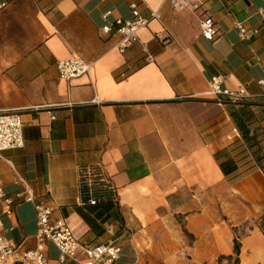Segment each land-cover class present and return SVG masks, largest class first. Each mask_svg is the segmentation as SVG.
Returning a JSON list of instances; mask_svg holds the SVG:
<instances>
[{"label": "crops", "instance_id": "1", "mask_svg": "<svg viewBox=\"0 0 264 264\" xmlns=\"http://www.w3.org/2000/svg\"><path fill=\"white\" fill-rule=\"evenodd\" d=\"M197 1L193 10L171 0H0V112L21 111L24 125L25 146L0 158V187L14 199L3 232L19 255L36 247L34 203L18 197L29 191L82 243L120 244L115 264H264V171L252 154L264 152V0ZM132 3L160 19L121 53L103 13L129 20ZM203 16L215 21L213 41ZM237 22L259 34L241 40ZM164 27L175 36L168 44L156 37ZM72 54L93 63L91 78L60 77L57 62ZM215 75L249 99L217 103L207 95ZM220 152L238 177L223 173ZM86 166L111 177L119 204H79ZM45 254L57 263L54 243Z\"/></svg>", "mask_w": 264, "mask_h": 264}, {"label": "built area", "instance_id": "2", "mask_svg": "<svg viewBox=\"0 0 264 264\" xmlns=\"http://www.w3.org/2000/svg\"><path fill=\"white\" fill-rule=\"evenodd\" d=\"M107 1V0H102ZM176 8L189 6L193 10L201 7L197 0H171ZM4 4H0V7ZM132 18H114L109 20L111 11L103 13L106 21L102 27L104 33L115 32L119 36L118 50L123 53L138 41V33L146 27L152 19H160L158 11H152L150 17L143 16L136 3L130 5ZM202 35L206 40L213 41L218 29L211 16H203L200 20ZM241 40L252 41L259 34L258 29H250L242 22H237ZM156 37L168 44L175 39L174 34L167 27L162 32H157ZM152 55H147L146 60L152 61ZM59 75L66 80L75 79L83 75L91 78L93 63L87 62L81 56L72 54L71 57L57 62ZM124 76V74H122ZM261 84L264 80L260 81ZM207 95L217 103H224V99L232 103L240 104L249 99L245 87L235 89L227 87L221 75L212 76L208 81ZM92 103H100L95 96ZM55 118V117H52ZM22 113L18 110L0 112V158L5 159L4 152L13 149H22L25 146L23 134ZM78 185L80 188L79 204L97 205L104 201L119 204L120 193L109 175L100 166H86L80 168ZM24 201L34 203L37 214L36 247L18 254L19 246L4 234L3 216L10 212L14 199L8 197L0 187V264H49L45 249L49 242L56 245L59 250L57 264H66L68 261L74 264H115L122 255V247L116 242L99 244H84L80 241L75 230L63 218L53 220L54 205L46 197L36 198L31 192L25 191L18 194Z\"/></svg>", "mask_w": 264, "mask_h": 264}, {"label": "trees", "instance_id": "3", "mask_svg": "<svg viewBox=\"0 0 264 264\" xmlns=\"http://www.w3.org/2000/svg\"><path fill=\"white\" fill-rule=\"evenodd\" d=\"M232 117L234 118L235 122L237 123V126L239 128V130L242 132L243 138L245 143L247 144L248 148H253V146L256 144V142L253 143V139L255 137H249V132L245 131L246 125L243 124V121L241 120V117L239 115H237L235 112H232ZM239 146H236L235 148H237ZM252 154H254L255 160L257 161V163L260 165V167L263 169L264 171V152L262 153L259 151H255L254 153L252 152ZM224 155L220 152L218 154H216V159L219 162V165L223 171V173L226 176H229L231 178H236L238 177L240 174H234V172L237 169V166L234 162V160H232L231 158L225 159L223 157ZM235 253L238 255L239 254V243L237 240H235ZM239 262V259H235L233 264H237Z\"/></svg>", "mask_w": 264, "mask_h": 264}, {"label": "rangeland", "instance_id": "4", "mask_svg": "<svg viewBox=\"0 0 264 264\" xmlns=\"http://www.w3.org/2000/svg\"><path fill=\"white\" fill-rule=\"evenodd\" d=\"M234 149H236L235 147H234ZM244 155V154H243ZM245 158V157H244ZM17 264V263H16ZM57 264V263H56Z\"/></svg>", "mask_w": 264, "mask_h": 264}]
</instances>
